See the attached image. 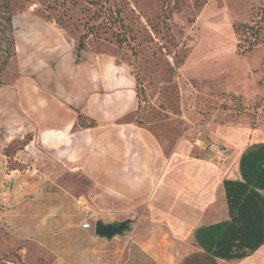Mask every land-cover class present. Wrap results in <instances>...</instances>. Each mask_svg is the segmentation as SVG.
Returning a JSON list of instances; mask_svg holds the SVG:
<instances>
[{"label": "crops", "instance_id": "0c3cea01", "mask_svg": "<svg viewBox=\"0 0 264 264\" xmlns=\"http://www.w3.org/2000/svg\"><path fill=\"white\" fill-rule=\"evenodd\" d=\"M24 25V64L51 60L57 74L25 77L22 97L0 85V264H264V127L219 132L225 164L181 141L167 151L129 119L138 98L125 69L77 61L59 29L47 52L48 26ZM96 220L131 230L101 237Z\"/></svg>", "mask_w": 264, "mask_h": 264}, {"label": "rangeland", "instance_id": "374dc122", "mask_svg": "<svg viewBox=\"0 0 264 264\" xmlns=\"http://www.w3.org/2000/svg\"><path fill=\"white\" fill-rule=\"evenodd\" d=\"M9 14L22 44L0 85L17 89V97L25 77L40 85L57 74L51 60L35 69L23 62L31 44L24 24L40 19L49 29L47 52L59 29L77 61L110 57L133 77L138 109L129 119L156 132L167 151L181 141L199 154L198 138L219 141V132L264 127V44L248 50L247 34L234 28L263 24L264 0H0V57Z\"/></svg>", "mask_w": 264, "mask_h": 264}, {"label": "trees", "instance_id": "16d2710c", "mask_svg": "<svg viewBox=\"0 0 264 264\" xmlns=\"http://www.w3.org/2000/svg\"><path fill=\"white\" fill-rule=\"evenodd\" d=\"M5 21L8 25V31L10 32L6 38V47L4 48L3 56L0 58V72L4 70L6 65L8 64V60L14 56L16 53V41L14 34V25H13V17L12 15H7ZM6 27V24H5ZM235 30L237 33L244 32L247 34L246 40L249 41L248 50L252 49L258 43L264 44V22L261 25H249L244 23H236ZM83 42H80L79 47H83ZM241 46V44L239 45ZM2 81L0 80V84Z\"/></svg>", "mask_w": 264, "mask_h": 264}, {"label": "built area", "instance_id": "2783aa9c", "mask_svg": "<svg viewBox=\"0 0 264 264\" xmlns=\"http://www.w3.org/2000/svg\"><path fill=\"white\" fill-rule=\"evenodd\" d=\"M195 144L199 148L210 151L213 154L215 160L219 163L225 164L229 160V154L225 146L213 140L212 138H198ZM83 226L85 228H90L91 223L86 221Z\"/></svg>", "mask_w": 264, "mask_h": 264}, {"label": "water", "instance_id": "95a60500", "mask_svg": "<svg viewBox=\"0 0 264 264\" xmlns=\"http://www.w3.org/2000/svg\"><path fill=\"white\" fill-rule=\"evenodd\" d=\"M131 230V221H114L112 223H104L96 220L94 223V232L101 237L112 238L115 235L123 234Z\"/></svg>", "mask_w": 264, "mask_h": 264}]
</instances>
